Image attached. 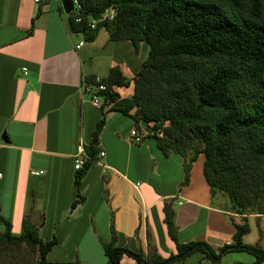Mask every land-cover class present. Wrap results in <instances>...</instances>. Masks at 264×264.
Returning a JSON list of instances; mask_svg holds the SVG:
<instances>
[{
	"label": "crops",
	"instance_id": "crops-1",
	"mask_svg": "<svg viewBox=\"0 0 264 264\" xmlns=\"http://www.w3.org/2000/svg\"><path fill=\"white\" fill-rule=\"evenodd\" d=\"M58 3L0 0V215L11 232L19 234L28 216L43 240L57 238L48 261L107 264L101 244L110 240L112 222L118 245L145 253L155 249L166 257L176 252L163 213L164 201L172 200L179 241L205 240L215 250L229 243L234 227L227 212L215 206L203 175L204 155L192 163L189 182L181 185L180 154L164 153L130 116L110 105H94L83 91L84 81H103L114 66L126 77L129 71L135 75L148 55L147 45L111 40L107 30L102 43L100 30L84 43ZM102 116L98 153L80 182L84 200L71 209L77 198L75 159L85 153ZM40 170L41 175L31 173ZM4 230L0 221V233ZM0 248V264H28L10 247ZM254 261L245 251H230L216 262L196 252L175 264ZM120 264L135 260L124 255Z\"/></svg>",
	"mask_w": 264,
	"mask_h": 264
},
{
	"label": "trees",
	"instance_id": "trees-1",
	"mask_svg": "<svg viewBox=\"0 0 264 264\" xmlns=\"http://www.w3.org/2000/svg\"><path fill=\"white\" fill-rule=\"evenodd\" d=\"M82 17L76 22L68 14L71 29L92 41L101 27L111 40L144 42L148 55L134 77H126L119 66L103 78L101 107L130 116L136 128L151 133L166 154L183 158L184 177L189 182L192 163L204 155L203 175L211 196L223 191L231 208L243 215L251 208L264 213V0H80ZM107 7L115 16L90 28L88 21L98 18ZM32 30V29H31ZM134 91L121 97L114 86ZM104 116L96 123L85 146L88 160L75 173L77 198L71 209L84 200L80 182L98 153V137ZM166 230L176 252L166 257L155 249L145 253L116 243L110 223V240L102 243L107 264H120L124 255L135 264H175L200 252L219 261L230 251L255 256L251 264L264 261V248L247 244L243 236L250 230L248 220L233 223L232 240L218 251L205 240L181 242L177 237L172 200L163 203ZM5 230L1 246L25 244L36 252L34 264H83L79 261L47 260L57 245L56 237L43 240L28 216L20 234L0 215Z\"/></svg>",
	"mask_w": 264,
	"mask_h": 264
},
{
	"label": "rangeland",
	"instance_id": "rangeland-1",
	"mask_svg": "<svg viewBox=\"0 0 264 264\" xmlns=\"http://www.w3.org/2000/svg\"><path fill=\"white\" fill-rule=\"evenodd\" d=\"M58 2H59L58 4L61 5V0H58ZM67 16H68V14L63 12V17L65 19H67ZM99 30L101 32H100V37L98 38L97 41L102 43L103 35H105V33H106V28L105 27H101ZM80 39L83 40L84 43H88L87 42L88 40L86 38L82 37ZM140 43H142V45H146L144 42H140ZM128 74H129L128 78H132V77L135 76L134 74H132L131 71H129ZM114 87H116V91L119 92L120 95L124 96V97L131 96L133 91H134L133 85L130 86V87H124V86H114ZM147 133L149 135H151V133H149V132H147ZM214 200H215V206L216 205L217 206H221L227 212L226 215H227L228 221L231 219L233 223L234 222L235 223L236 222L242 223L243 217H246V219L248 220L249 228H250V231L244 236V239L246 240L247 243H250V244H264V213H260L258 208L255 207V208H251V209L247 210L243 215L238 214L237 212H235L231 208L229 198L227 197V194L225 192H223V191H215ZM58 229H61V228H58ZM62 245L66 246L64 244H62ZM101 246H102V244H101ZM9 247H10V249L13 250L14 253H17V255H18L17 258H19V257L21 258L19 260L20 262L22 260L26 259V262L28 264H34L35 263V260H36V254L35 253L36 252L31 250L25 244H22L20 246H17V245H13L12 246L11 245V246H8L6 248H9ZM55 249H56V251L62 252L59 247H57ZM218 249H217V251H218ZM0 251H1V248H0ZM20 251L22 253L21 255L18 254ZM53 255H51V258H52ZM11 259L9 261H11ZM17 264H19V262H17Z\"/></svg>",
	"mask_w": 264,
	"mask_h": 264
},
{
	"label": "built area",
	"instance_id": "built-area-1",
	"mask_svg": "<svg viewBox=\"0 0 264 264\" xmlns=\"http://www.w3.org/2000/svg\"><path fill=\"white\" fill-rule=\"evenodd\" d=\"M35 1H39V0H35ZM73 4L75 9L70 13V14H74V19L76 22H80L82 17L80 15V11L82 10V4L80 0H73ZM115 16V10L113 7H107L104 9V11L102 12L101 16L98 18H91L88 21V25L90 28H95L96 25L99 22H110L113 20ZM83 44L82 41L79 42V44L77 45V47L81 46ZM24 70H26L25 68H23ZM106 90V85L105 83H103L102 79L99 77H95L92 81H84L83 82V91L86 92L87 94L90 95V99L92 101V103L96 106H100L102 103L101 97L103 98V96L101 95L102 91ZM131 135H133L135 137L136 141L140 140V136L137 135L135 130H132ZM101 155L104 154V152H100ZM88 156L86 155V153H83L81 156H79L78 158L75 159V163H74V167L75 169H80L83 164L85 163L86 160H88ZM91 162L93 160H90ZM34 175H41L43 174V171H32L31 172Z\"/></svg>",
	"mask_w": 264,
	"mask_h": 264
},
{
	"label": "water",
	"instance_id": "water-1",
	"mask_svg": "<svg viewBox=\"0 0 264 264\" xmlns=\"http://www.w3.org/2000/svg\"><path fill=\"white\" fill-rule=\"evenodd\" d=\"M61 7L66 14H70L75 9L73 0H61ZM5 140H7V138H5Z\"/></svg>",
	"mask_w": 264,
	"mask_h": 264
}]
</instances>
